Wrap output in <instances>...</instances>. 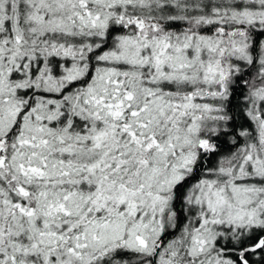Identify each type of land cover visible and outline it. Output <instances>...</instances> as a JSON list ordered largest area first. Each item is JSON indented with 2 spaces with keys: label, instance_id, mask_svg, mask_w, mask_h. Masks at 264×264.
Returning a JSON list of instances; mask_svg holds the SVG:
<instances>
[{
  "label": "rangeland",
  "instance_id": "374dc122",
  "mask_svg": "<svg viewBox=\"0 0 264 264\" xmlns=\"http://www.w3.org/2000/svg\"><path fill=\"white\" fill-rule=\"evenodd\" d=\"M165 6L174 18L213 25L212 34L147 30L121 38L93 63L99 73L90 84L54 97L86 75L82 52L100 44L115 9L122 16ZM231 23L263 27L264 0H0V148L17 130L11 181L0 164V264H90L117 246L154 251L164 217L172 216V188L197 151L210 149L198 131L220 111L227 60L249 61L247 35L223 30ZM56 33L76 38L74 52L44 48ZM47 55L67 65L52 73ZM142 72L149 77L139 82ZM28 88L53 96L36 95L28 105ZM64 108L79 118L82 134L59 129ZM188 194L200 213L189 236L193 257L208 255L225 229L261 226L264 146L244 156L236 177L208 173ZM204 260L232 264L218 255Z\"/></svg>",
  "mask_w": 264,
  "mask_h": 264
},
{
  "label": "trees",
  "instance_id": "16d2710c",
  "mask_svg": "<svg viewBox=\"0 0 264 264\" xmlns=\"http://www.w3.org/2000/svg\"><path fill=\"white\" fill-rule=\"evenodd\" d=\"M167 7L169 6L150 10L147 13H124L121 14L122 16L119 10L115 9L114 14L100 31L102 33L98 40L100 44H96L89 52H82L88 64L86 75L69 83L54 97L62 99L84 89L86 82L87 85L90 84L95 74L99 73L93 63L105 52L113 49L121 38H133L147 30H150L152 35L156 36L158 32L171 38L196 32L212 34L213 25L200 24L193 15L185 20L174 18L173 9L167 14L162 12ZM224 29L234 33L243 31L247 35L249 61L237 58L227 60L225 92L217 101L220 111L216 118L211 117L202 122L198 131V138L206 141L210 149L204 152L197 151L189 173L172 188L169 205L172 216L169 219L164 217L163 232L154 251L151 254H143L117 246L90 264H205L204 259L214 255L225 258L232 264H264V217L261 226L246 230L225 229L206 256L193 257L189 253V236L200 221L198 209L191 205L188 199L192 187L202 181L208 173L229 172L236 177L244 156L260 148L261 145L264 146V100H262L264 87L261 88L260 85L264 81V26L257 28L254 25L231 23L224 24ZM76 42V38L56 33L48 37L46 40L48 44H45L44 48H49V44L52 43L58 46H71V51L74 52ZM43 58H45L43 63H46L55 74L67 65V60H63L59 55H47ZM38 65H41L40 61ZM138 76L140 82L148 78L149 74L142 72ZM178 88L177 85H169L171 93L178 92ZM181 89L183 92L184 88ZM22 95H27L28 105L32 104L36 95L53 96L39 89L32 91L31 88ZM183 122L187 125L189 120ZM57 125L59 129L70 126L71 132L83 133L79 118L65 108ZM16 131L15 127L11 128L1 139L0 164L4 163L7 171L5 179L8 181L12 180L13 175L8 162L17 147Z\"/></svg>",
  "mask_w": 264,
  "mask_h": 264
}]
</instances>
